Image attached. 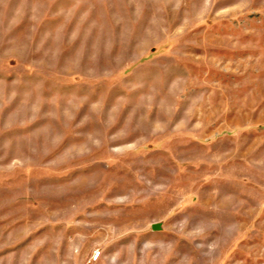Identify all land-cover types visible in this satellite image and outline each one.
Here are the masks:
<instances>
[{"label": "rangeland", "instance_id": "374dc122", "mask_svg": "<svg viewBox=\"0 0 264 264\" xmlns=\"http://www.w3.org/2000/svg\"><path fill=\"white\" fill-rule=\"evenodd\" d=\"M0 264H264V0H0Z\"/></svg>", "mask_w": 264, "mask_h": 264}, {"label": "built area", "instance_id": "2783aa9c", "mask_svg": "<svg viewBox=\"0 0 264 264\" xmlns=\"http://www.w3.org/2000/svg\"><path fill=\"white\" fill-rule=\"evenodd\" d=\"M100 256H101V251L95 250L93 255H92V259L96 261Z\"/></svg>", "mask_w": 264, "mask_h": 264}, {"label": "crops", "instance_id": "0c3cea01", "mask_svg": "<svg viewBox=\"0 0 264 264\" xmlns=\"http://www.w3.org/2000/svg\"><path fill=\"white\" fill-rule=\"evenodd\" d=\"M159 224L158 223H155V224H153V229H155V230H158L159 228ZM93 253H94V251L92 252V254H91V257H92V255H93ZM100 258V257H99ZM99 258L95 261V260H93L92 258H91V261L94 263V262H97L98 260H99Z\"/></svg>", "mask_w": 264, "mask_h": 264}]
</instances>
